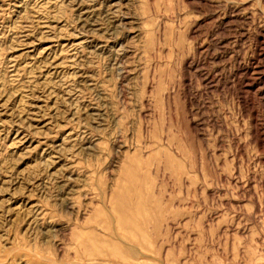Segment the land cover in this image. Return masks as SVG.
<instances>
[{"label":"rangeland","instance_id":"1","mask_svg":"<svg viewBox=\"0 0 264 264\" xmlns=\"http://www.w3.org/2000/svg\"><path fill=\"white\" fill-rule=\"evenodd\" d=\"M0 264H264V0H0Z\"/></svg>","mask_w":264,"mask_h":264}]
</instances>
